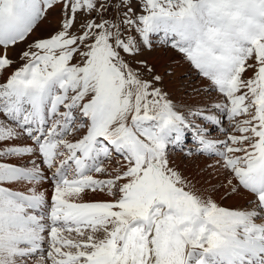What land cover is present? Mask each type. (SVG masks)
<instances>
[{"label":"snow or ice","instance_id":"snow-or-ice-1","mask_svg":"<svg viewBox=\"0 0 264 264\" xmlns=\"http://www.w3.org/2000/svg\"><path fill=\"white\" fill-rule=\"evenodd\" d=\"M0 264H264V0H0Z\"/></svg>","mask_w":264,"mask_h":264},{"label":"rangeland","instance_id":"rangeland-1","mask_svg":"<svg viewBox=\"0 0 264 264\" xmlns=\"http://www.w3.org/2000/svg\"><path fill=\"white\" fill-rule=\"evenodd\" d=\"M39 34V33H37ZM139 59H145L148 61L150 65H153L155 68V71L160 73L161 75L165 76L164 79V87L166 91H169L167 89V81L172 86L173 91H169L170 96L172 99H174L177 103H187V100H181L180 96L186 97L184 95L185 91L191 92V89L193 87H196L202 83L200 78L196 76V70L192 68L190 65H185V62L183 61L180 53L174 52L171 50H165L163 48H154L151 52H145L143 56L139 57ZM174 61H179V63H174ZM186 66L182 68L183 66ZM166 70H170V75H165ZM177 70V71H176ZM191 79V85L188 82H184L185 80ZM189 84L188 87H178L179 85H186ZM187 89V90H186ZM183 93V95H182ZM174 94V95H173ZM177 96H176V95ZM175 97H173V96ZM176 154H180V156H176ZM179 157V159H178ZM198 157V156H195ZM191 157L185 158L181 153H172L170 156V159L172 163L183 170H187V168H192V171L198 172L201 171L198 167H194L192 164L193 162H190V164L185 163V161L190 160ZM205 158V157H204ZM200 159V158H199ZM175 160H179L178 162H175ZM208 161V160H207ZM209 162V161H208ZM189 165V166H188ZM188 166V167H187ZM183 170V171H184ZM188 176V175H187ZM97 197V196H95ZM102 199H106L105 197H102Z\"/></svg>","mask_w":264,"mask_h":264},{"label":"bare ground","instance_id":"bare-ground-1","mask_svg":"<svg viewBox=\"0 0 264 264\" xmlns=\"http://www.w3.org/2000/svg\"><path fill=\"white\" fill-rule=\"evenodd\" d=\"M174 63H179V61H174ZM185 65L187 66V64L185 63ZM183 66L182 68H184V67H186V66ZM177 71V70H176ZM201 80V79H200ZM202 81V80H201ZM184 82H188L190 85L192 84L191 83V79H188V80H185ZM189 84H186L185 86L186 87H188V86H190ZM167 89H169V91L171 92V91H173L172 90V86L170 85V83L167 81ZM187 90V89H186ZM172 93V92H171ZM174 95V94H173ZM172 95V96H173ZM176 95V94H175ZM182 95H183V93H182ZM177 96V95H176ZM173 97H175V96H173ZM180 98H181V100H187L188 102H190V100H189V97H182V96H180ZM176 156H180V154H176ZM200 158V159H199ZM178 159H179V157H178ZM179 160H175V162H178ZM190 162H193L192 164H197V165H194V167L196 166V167H198L200 170H202V169H204V167H205V164L206 163H208V161H207V159L206 158H204V157H195V156H192L191 158H190V160H187V161H185V163H187V164H190ZM189 166V165H188ZM187 166V167H188ZM179 169H181V167L179 168ZM182 170V169H181ZM184 170V169H183ZM182 170V171H183ZM184 173H185V175H188L190 178H192L194 181H196V182H200V183H202L203 181H204V179H206L207 178V176H208V173H207V171H198V172H195V171H192V168L190 167V168H187V170H184L183 171ZM214 182V181H213ZM105 198H107V197H105ZM218 201H219V199H220V197L219 196H216L215 197ZM89 199H102V196H97V197H89ZM224 203H226V204H228V205H230V206H236V205H242L243 204V201L241 200V199H239V198H233V199H230V200H228V201H224Z\"/></svg>","mask_w":264,"mask_h":264}]
</instances>
